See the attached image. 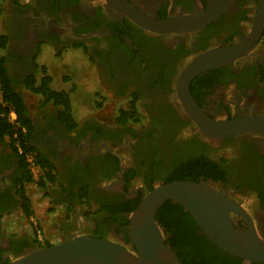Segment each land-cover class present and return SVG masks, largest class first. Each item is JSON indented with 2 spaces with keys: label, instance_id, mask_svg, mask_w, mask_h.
<instances>
[{
  "label": "flooded vegetation",
  "instance_id": "flooded-vegetation-1",
  "mask_svg": "<svg viewBox=\"0 0 264 264\" xmlns=\"http://www.w3.org/2000/svg\"><path fill=\"white\" fill-rule=\"evenodd\" d=\"M28 1L15 7L10 17L11 45L6 52L11 59L19 55L24 60L10 62L11 70L20 74L32 70L46 45L59 56L82 51L105 91L115 99H129V105L138 97L144 116L126 126L91 118L80 127L74 146L72 201H80V192L88 188L91 204L71 210V219L64 224L66 239L109 238L134 250L128 226H122L130 214L121 213L116 219L111 209L142 200L151 187L164 183L185 163L194 167L214 163L223 180L200 176V182L211 183L243 207L264 237V134L256 128L209 136L190 119L177 94L179 77L194 58L252 39L264 17V0ZM212 6L219 15L190 32L155 33L133 18L137 12L154 21L185 19ZM190 91L215 122L264 118V30L247 54L194 78ZM14 193L13 189L0 191V213L18 208ZM232 217L242 229L248 228L239 215ZM160 226L165 240L169 239ZM197 227L195 233L205 235ZM31 241L27 232L5 231L0 221V264L28 253L32 248L24 245Z\"/></svg>",
  "mask_w": 264,
  "mask_h": 264
},
{
  "label": "water",
  "instance_id": "water-1",
  "mask_svg": "<svg viewBox=\"0 0 264 264\" xmlns=\"http://www.w3.org/2000/svg\"><path fill=\"white\" fill-rule=\"evenodd\" d=\"M219 13L217 7L212 6L205 13L185 19L154 21L137 12H133V18L148 31L168 34L199 30ZM263 30L264 17L248 42L200 54L181 73L177 83L178 97L190 119L209 136L222 137L256 128L264 134L262 117L215 122L197 104L190 91L194 78L247 54L256 46ZM168 201L183 207L222 251L243 259L245 264L264 263V237L243 207L217 191L211 183L175 181L161 183L149 191L129 215L128 235L134 250L111 239L77 235L49 247L32 248L8 264H183L176 252L166 245L156 219L158 211ZM232 214L239 215L248 228L242 229Z\"/></svg>",
  "mask_w": 264,
  "mask_h": 264
},
{
  "label": "trees",
  "instance_id": "trees-1",
  "mask_svg": "<svg viewBox=\"0 0 264 264\" xmlns=\"http://www.w3.org/2000/svg\"><path fill=\"white\" fill-rule=\"evenodd\" d=\"M12 3L17 7H22L21 0H12ZM9 45V36L0 34V144L7 143L16 153L19 159L23 177L22 181L31 182L32 175L26 163L25 155H19L15 147L19 142L25 153H36L37 164L45 170L44 176L38 182V185L45 189L48 183H55L58 179L53 174L54 168L47 164L41 158L38 151L32 144V122L28 116V107L25 99L14 86V79L11 78L8 70L7 58L4 52L7 51ZM35 71H37V66ZM41 72L43 77L40 82L33 74L26 78L22 83L24 87L33 94L39 95L43 98V106L53 103L56 107H61L59 110L60 121L69 131L75 130L78 125L72 114L70 94L64 91H56L51 87L52 77L47 74L46 68H42ZM197 79L194 81L196 82ZM194 85V83H193ZM191 87V90L193 88ZM101 106V105H100ZM16 115V121L19 127L14 126L11 121V114ZM143 115L138 107V97H133L131 105L127 109L119 110L115 121L121 125L126 126L128 123H139L143 119ZM23 129L26 131L24 132ZM224 162V160H223ZM214 163H204L201 165L183 164L171 175L165 179L164 183H171L175 181H191L200 182V176L211 178L218 182L223 180L215 168ZM21 181V182H22ZM22 189L23 185H22ZM151 187L150 190H153ZM22 211L27 219L34 216L32 209V202L26 195L25 191L22 192ZM80 202L82 205H90L91 199L89 196V189L84 188L80 192ZM141 198L130 201L124 205H117L111 209V213L117 219L121 213L131 214L140 204ZM73 210V208L71 209ZM103 209L99 210L101 212ZM159 224H162L166 229L170 238L165 240L166 245L169 246L180 258L183 264H243L241 258L232 257L221 249L216 247L205 235L199 236L195 233L194 229L198 228L193 218L181 207L179 204L168 201L158 211L156 216ZM129 224L128 219L122 220V226L127 227ZM127 241H129L127 239ZM52 246L46 243L44 246L39 245L36 241L26 243L24 248H40ZM23 256V255H22ZM1 261V260H0ZM258 264V263H253Z\"/></svg>",
  "mask_w": 264,
  "mask_h": 264
},
{
  "label": "crops",
  "instance_id": "crops-1",
  "mask_svg": "<svg viewBox=\"0 0 264 264\" xmlns=\"http://www.w3.org/2000/svg\"><path fill=\"white\" fill-rule=\"evenodd\" d=\"M23 1V0H22ZM22 3V2H21ZM23 5V3H22ZM17 7L12 3L11 0V9L9 16L11 17L13 13V9ZM9 36V45L10 44V33L6 34ZM9 49V48H8ZM7 49V50H8ZM6 52V51H5ZM4 52V55L7 58V65L9 74L12 79H14L15 89L21 93L25 99L26 105L28 107V116L32 122V144L34 145L35 149L38 151L39 155L42 159L46 161L47 164L51 165L54 168L53 174L57 176V181L55 183H48L46 185V191H48L51 197V204L50 209L45 207L48 203H32V209L34 212V216L30 218V221H36L43 232L45 230L46 223L50 227V223L54 224L56 220L60 218V222L58 227L55 230H51L54 234L56 232L62 233L65 231L64 224L68 223L71 219V209L78 206H83L82 203L77 201H72L73 193L76 192L74 186V176L73 171L75 167V156H74V149L78 140V131L80 127L86 123V121H79L75 116V107L74 102L79 100V98L83 99L78 95V90H74V85L71 88H61L57 89V81L53 79V77L49 74L48 68L46 69L47 74L52 77L51 87L56 91H64L70 94L71 99V108L72 114L76 120L78 127L75 130L69 131L66 125L60 121L59 117V110L61 107H56L53 103H49L45 106L42 104L43 98L39 95L33 94L29 90H27L24 85L23 81L31 75H35L38 82H40L41 78L43 77V73L41 72L42 68H46L45 62L47 61L46 57L49 56V51H43L41 55L34 61L33 69L28 71L27 73H15V71L11 70V63H21L24 62L20 56H12L13 59H10V55ZM68 52V51H67ZM63 55V54H62ZM59 55H55V58L62 57ZM15 65V64H14ZM37 66V71H35ZM35 67V68H34ZM83 71H79L82 73ZM92 71L85 70L84 74L82 75L83 79L91 78ZM54 82L56 84L54 85ZM69 83V82H68ZM79 85V83H78ZM32 94L34 98V102H32V98L29 96ZM78 95V96H77ZM1 99V98H0ZM30 101H29V100ZM34 103V104H32ZM94 110V109H93ZM94 114V111L93 113ZM106 123L107 121H101ZM116 123V121H114ZM107 124H111V121H108ZM22 177L23 173L21 167L19 165V159L17 158L16 153L14 150L7 144L1 143L0 144V191H4L6 189H13L14 194H16L17 199L20 201V205L17 209H8L0 213V217L2 218L0 221L3 225V228L7 232H11V227L15 225L18 221L22 222L24 218V213L22 211V192L25 191L22 189ZM22 181V182H21ZM80 190V189H79ZM30 193H32L30 191ZM45 207V210L43 208ZM49 206V204L47 205ZM81 207H78L80 209ZM52 209V210H51ZM38 210H42L44 213V217L42 222L37 219ZM42 223V224H41ZM44 226V227H43ZM50 229V228H48ZM47 230V227H46ZM55 238V237H54Z\"/></svg>",
  "mask_w": 264,
  "mask_h": 264
},
{
  "label": "rangeland",
  "instance_id": "rangeland-1",
  "mask_svg": "<svg viewBox=\"0 0 264 264\" xmlns=\"http://www.w3.org/2000/svg\"><path fill=\"white\" fill-rule=\"evenodd\" d=\"M21 2L25 4L26 2L29 1L21 0ZM10 7H11V0H0V34L1 33L8 34L11 31V18L9 16L11 9ZM45 48H46L45 50L49 51L48 52L49 56L46 57L47 61L45 62L46 64L45 67L46 69L48 68L49 74L53 77V79L57 81V86H56L57 89L65 88L66 90L67 88H71L74 85V90L77 89L78 92H81L78 93V95L84 98V100L79 98V100L74 102L75 116L79 121H86V119L89 120L91 118H96L98 120L107 121V122L115 121V117L117 116L119 110L127 109L130 106L129 105L130 102H128L129 99L118 100L113 98L112 94L105 91V89L101 86L99 75L97 74L96 70L92 68L93 66L91 61L88 59V57L85 54H83L82 51H78L77 53L74 52L73 54L70 53V51L68 52L66 51L62 53L63 54L62 57L55 58L54 50L52 49L48 50L50 48L48 45H46ZM5 53H7V55H10L9 54L10 52H5ZM9 58L11 59V57ZM80 70L83 72L79 73ZM85 70L87 71L91 70L93 72L89 80L82 78V75L84 74ZM55 84L56 82H54V85ZM29 96L32 98V102H34L35 97L32 94H30ZM0 98H1V90H0ZM93 111L94 114H92ZM38 203H44V202L40 200ZM50 204L49 206H47L46 204L45 207H48V209H50L49 208ZM45 207L43 208V210H45ZM44 213L45 212H43L42 210H38L37 219L40 222H42ZM58 221H60V218L56 220L54 224L50 223V227L47 226L49 225V223L44 224L47 227V230L46 227L44 230L46 231L44 232V235L46 237L45 243L55 245L66 240L64 233L62 234L56 232V234H54L51 231V230L56 231V227H58V224L60 223ZM34 222L36 221H30L29 219L24 218L22 222L18 221L15 225H13L11 227V231L27 232L29 237L32 239V241H36V243L39 244L35 234L36 226ZM37 227L41 229L40 225Z\"/></svg>",
  "mask_w": 264,
  "mask_h": 264
},
{
  "label": "built area",
  "instance_id": "built-area-1",
  "mask_svg": "<svg viewBox=\"0 0 264 264\" xmlns=\"http://www.w3.org/2000/svg\"><path fill=\"white\" fill-rule=\"evenodd\" d=\"M1 102V99H0ZM14 126L19 127V123L16 121V115L14 113L11 114V121H10ZM25 132L26 130L23 129ZM15 147L18 150L19 155H25L26 163L28 164V168L31 172L32 175V181L27 182L26 180L22 182L23 188L25 190L26 195L28 198L31 200L32 203H37L40 200H42L44 203H51V197L45 189H42L39 185L38 182L40 179L44 176L45 170L41 168L36 161V153H25L23 148L21 147L20 143L17 142ZM30 191L32 193H30ZM47 204V205H48ZM33 206V204H32ZM36 228H35V234L37 241L39 245H45L46 243V237L44 235V232L42 229H40L39 224L37 222H34Z\"/></svg>",
  "mask_w": 264,
  "mask_h": 264
}]
</instances>
